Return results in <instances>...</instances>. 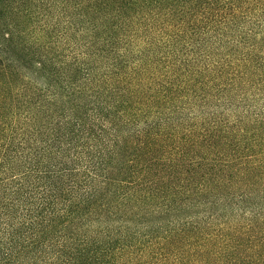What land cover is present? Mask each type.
I'll return each mask as SVG.
<instances>
[{
	"label": "trees",
	"instance_id": "1",
	"mask_svg": "<svg viewBox=\"0 0 264 264\" xmlns=\"http://www.w3.org/2000/svg\"><path fill=\"white\" fill-rule=\"evenodd\" d=\"M0 264H264V0H0Z\"/></svg>",
	"mask_w": 264,
	"mask_h": 264
}]
</instances>
